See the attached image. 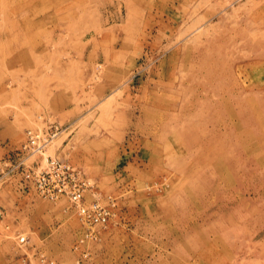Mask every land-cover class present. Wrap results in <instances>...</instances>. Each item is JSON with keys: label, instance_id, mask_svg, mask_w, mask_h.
I'll return each instance as SVG.
<instances>
[{"label": "rangeland", "instance_id": "obj_1", "mask_svg": "<svg viewBox=\"0 0 264 264\" xmlns=\"http://www.w3.org/2000/svg\"><path fill=\"white\" fill-rule=\"evenodd\" d=\"M0 264H264V0H0Z\"/></svg>", "mask_w": 264, "mask_h": 264}, {"label": "built area", "instance_id": "obj_2", "mask_svg": "<svg viewBox=\"0 0 264 264\" xmlns=\"http://www.w3.org/2000/svg\"><path fill=\"white\" fill-rule=\"evenodd\" d=\"M53 133V132H52ZM55 135V134H53ZM49 138L41 134L29 132V140L25 150L39 151L43 149ZM43 141L44 144H40ZM48 159V165L42 171L33 173L36 189L41 195L50 200L66 197L78 209L84 220L100 223L108 216V211L98 203L86 205L83 203L84 192L87 190L86 182L81 179L80 173L70 165H65L55 159ZM24 242V239L20 240Z\"/></svg>", "mask_w": 264, "mask_h": 264}]
</instances>
